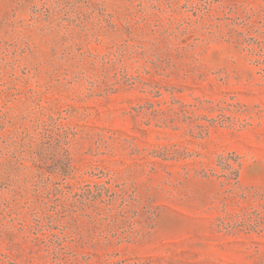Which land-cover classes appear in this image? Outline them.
I'll return each mask as SVG.
<instances>
[{"label":"rangeland","instance_id":"rangeland-1","mask_svg":"<svg viewBox=\"0 0 264 264\" xmlns=\"http://www.w3.org/2000/svg\"><path fill=\"white\" fill-rule=\"evenodd\" d=\"M0 264H264V0H0Z\"/></svg>","mask_w":264,"mask_h":264}]
</instances>
